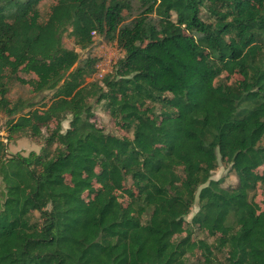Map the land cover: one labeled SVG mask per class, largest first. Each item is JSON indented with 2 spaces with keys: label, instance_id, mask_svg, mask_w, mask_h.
<instances>
[{
  "label": "trees",
  "instance_id": "obj_1",
  "mask_svg": "<svg viewBox=\"0 0 264 264\" xmlns=\"http://www.w3.org/2000/svg\"><path fill=\"white\" fill-rule=\"evenodd\" d=\"M44 1L0 0L7 139L52 128L0 134V264H264V0ZM96 40L124 56L89 81Z\"/></svg>",
  "mask_w": 264,
  "mask_h": 264
},
{
  "label": "rangeland",
  "instance_id": "obj_2",
  "mask_svg": "<svg viewBox=\"0 0 264 264\" xmlns=\"http://www.w3.org/2000/svg\"><path fill=\"white\" fill-rule=\"evenodd\" d=\"M56 0H45L41 6V12L43 16H46V13L49 9V7L53 4H55ZM64 45L68 48H74V42L73 40L68 37L64 36L63 39ZM107 42V41H106ZM101 41L96 40L95 45L91 49L94 56H102L104 54V51L101 49ZM84 58V55H82ZM232 79H238L237 76H233ZM9 98L12 102L17 101L20 99H29L32 102H38L39 97L34 96L31 93V89L29 86L22 85L19 83H15L12 86L11 93L9 95ZM94 112L96 115V122L102 126L107 132H111L113 134L122 136L123 133L118 130L115 126V123L113 119L110 117V115L102 108V106L95 105L94 106ZM7 120L8 118L5 116L4 113L0 112V134L1 136L5 137V142L7 144V150L8 154L10 155H23L28 156L31 153L39 154L41 153L42 149L46 146V136L48 133L51 132V129L43 130L42 134L40 136H30L28 133H19L14 136H12L10 139H7V136H9L8 130H7ZM68 127V122H65L64 129ZM224 179V185L225 187L234 186L237 182L236 177L229 172V169L224 167L222 164L219 166V168L213 173L212 180H220ZM259 202L261 203L263 201V197L259 196ZM262 204V203H261ZM264 207V204H262ZM198 211V206L196 205L193 209L192 215L189 217V219L192 218V216Z\"/></svg>",
  "mask_w": 264,
  "mask_h": 264
},
{
  "label": "built area",
  "instance_id": "obj_3",
  "mask_svg": "<svg viewBox=\"0 0 264 264\" xmlns=\"http://www.w3.org/2000/svg\"><path fill=\"white\" fill-rule=\"evenodd\" d=\"M93 36L96 38L95 33H93ZM101 42V49L104 51V54L97 56L99 60L96 63V70L89 81L103 80L111 72L113 65L124 56L116 41L106 42L101 40Z\"/></svg>",
  "mask_w": 264,
  "mask_h": 264
}]
</instances>
